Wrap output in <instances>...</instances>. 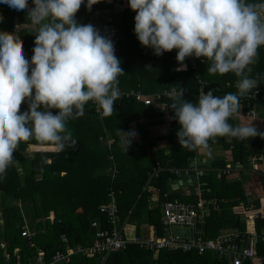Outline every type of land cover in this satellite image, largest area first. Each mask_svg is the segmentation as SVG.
Returning <instances> with one entry per match:
<instances>
[{
    "label": "trees",
    "instance_id": "obj_1",
    "mask_svg": "<svg viewBox=\"0 0 264 264\" xmlns=\"http://www.w3.org/2000/svg\"><path fill=\"white\" fill-rule=\"evenodd\" d=\"M112 3L113 5L109 4L108 0H98L90 10L82 4L75 14V19L81 24H87L96 12L116 7L112 10L111 22L101 31L107 27L117 30L114 37H109L114 43L115 55L120 59V66L124 71L117 77L121 96L115 101L113 110L119 118V123L109 122L108 116L101 117L95 103L89 101L85 104L83 116L70 118L66 122L67 130L76 140L74 147L57 152L37 151L33 158L28 159L24 155L28 145L50 144L35 139L20 142L13 154V163L7 168L3 179H0V193L15 198L19 196L18 194L31 196L32 199L39 193L42 208L40 209L41 205L38 206L36 200L34 210L37 222L30 237L21 236L23 224L17 216L7 210L3 212V224L0 226V264L17 262L33 264L34 258L40 252L38 249L43 251L44 259L48 260L55 250L59 249L64 253L66 247L86 245L94 237L91 222L98 216H104L99 210L100 207L106 206L111 199L116 202L117 197L119 220L122 222L129 209L133 213L134 207L138 205L137 198L146 185L159 190L160 204L173 199L186 200L193 204L200 199L214 200L218 210L209 204V216L204 219L205 234L209 236L216 235V230L225 226L239 231L254 230L253 232L260 237H264L261 206L256 199L252 202L246 195L243 180H227L231 174L217 180L215 174L210 172L204 177L205 185L201 196L191 192L186 198L171 191L169 185L174 177L169 169H188L191 158L195 156V150L178 144L176 131L179 126L172 118L174 110L169 107L173 101L172 98H166L163 92L182 89V99L195 102L201 82L207 83L205 92L212 89L214 95L222 96L237 91L235 84L239 77L232 72L223 75L210 74L207 72L210 62L206 58L194 56L186 57L183 61L186 65L185 70L177 71L176 49L157 56L151 48L142 46L133 30L136 13L128 6V0H116ZM32 7L31 2L25 6L26 9ZM10 19V13L0 8V21L10 24ZM3 27L0 26V30L4 29ZM23 33L24 31L20 34ZM33 47H30L31 53L27 54L26 58H31ZM250 67L252 71L249 75L259 80L257 88L260 92L256 100L241 97L240 105L243 109L248 107V110L253 109L260 113V110L264 109V46L258 49L256 62ZM136 92L150 96L149 105L144 100H136L134 96ZM158 95L161 98L156 101L155 97ZM156 104H165L169 111L171 124L166 135L168 153L154 150L146 138H143L141 144L131 142L128 153L119 151L118 161L113 148L109 150L107 145L99 140V136H103L104 129L108 128L114 143H119L121 149L118 129L129 132V123L139 119L147 120L143 124L144 129L148 125H153L151 120L163 117L160 108L152 107ZM20 110H27V104L22 102ZM51 111L55 114L57 110ZM229 122L235 125L234 117L230 118ZM145 145H148L149 153L146 152ZM209 146H221L223 150L229 151L232 166L235 163L245 165L250 155L264 154L263 144L247 141V138L239 140L216 137L209 141ZM111 154L114 155L119 167V173L115 176L107 172L114 159ZM49 211L53 212L52 219L48 218ZM253 213H258L253 222L244 223L239 218L242 214L248 216ZM151 223L160 235V216L151 219ZM61 237L64 239L61 240ZM257 246L258 255L263 257L264 240L259 239ZM101 260L100 256L91 259L75 256L70 264H100ZM104 262V264H228L225 259H219L209 252L198 255L161 250L154 259L152 251L141 249L137 245H129L124 250L109 255Z\"/></svg>",
    "mask_w": 264,
    "mask_h": 264
},
{
    "label": "clouds",
    "instance_id": "obj_2",
    "mask_svg": "<svg viewBox=\"0 0 264 264\" xmlns=\"http://www.w3.org/2000/svg\"><path fill=\"white\" fill-rule=\"evenodd\" d=\"M30 2L33 7L26 10ZM97 2L0 0V8L27 17L35 28L30 59L15 39L0 37V179L21 141L35 139L56 151L74 147L66 122L83 116L87 102L95 103L101 117L112 114L121 96L117 77L124 73L114 43L92 24L75 19L82 4L90 10ZM128 6L136 13L133 30L139 43L157 56L176 49L177 71L194 56L210 62V74L239 77L236 92L218 96L202 89L195 102L182 99V89L166 93L179 126L178 144L208 151L216 137L256 136L251 122L234 125L229 119L241 111L240 98L260 84L249 73L264 46V0H128ZM118 132L126 152L136 134Z\"/></svg>",
    "mask_w": 264,
    "mask_h": 264
},
{
    "label": "crops",
    "instance_id": "obj_3",
    "mask_svg": "<svg viewBox=\"0 0 264 264\" xmlns=\"http://www.w3.org/2000/svg\"><path fill=\"white\" fill-rule=\"evenodd\" d=\"M113 1L116 0H108V3L113 5ZM125 1V0H124ZM31 7V6H30ZM29 8V7H28ZM116 7H108V9H103L102 11L96 12L94 15H92L91 20L87 22V24H92L95 28L99 29L100 31L105 28L107 24L111 22V16H112V10ZM28 10V9H26ZM10 24L9 22H2L0 21V26H4L2 30H0V37L7 35L10 38H13L16 40V42L23 48L25 57L30 52V47L34 46V40L35 36L33 33L35 32V28L31 25L30 21L27 19V17L23 16H16L13 14H10ZM91 22V23H90ZM111 26V25H110ZM25 30H27L25 32ZM22 31H24L23 34H20ZM2 33V34H1ZM186 68V67H185ZM185 68L183 70H185ZM152 107L160 108L163 111V117L156 118L151 120L153 125H148L146 129H144L143 124L147 122L146 119H139L135 121H131L129 123V131H134L135 136L132 138L131 142L141 144V141L143 138H146L148 144H151L153 146L154 150H160L164 151V153H168V140L166 138L167 133L170 129V117H169V111L167 109V106L165 104H156ZM248 110V107L246 109L241 108V111L237 112L233 117L235 120V124L238 123H252V125L257 129L258 134L254 137L247 138V141L251 142H257L264 144V136L259 135V133L264 132V109L260 110V113L255 111L254 117H247L244 112ZM115 115L114 112L110 116H108L109 122L119 123V118ZM99 140L101 142H104L105 145L111 150L113 148L114 154L116 159L119 161V151L128 153L130 150V145L128 146L126 152L124 151V148L122 146L121 137V149H119V143L115 144L113 136L108 128L104 129L103 136H99ZM119 140V138H118ZM145 150L147 153H149L148 145H145ZM122 150V151H121ZM39 151H46V152H57L56 149L52 145H33L30 144L27 146L24 155L31 159L33 158L34 154ZM114 158V155L111 154ZM111 157V158H112ZM202 159H211L218 162H223L224 165H232L231 156L229 151L223 150L221 146H210L208 151H202V150H195V156L191 158V163L189 165V168H192L193 166L191 164H195L194 168L198 171H201L203 175L197 176L195 173L191 172L190 175L185 174L183 172L175 173L174 170H181V169H169V172L174 175V177L170 180V190L176 193H180L183 197L190 196L191 192H194L197 196H201L203 193V187L205 185L204 177L208 176L210 172H213L216 177V169L219 167H216L214 165L210 166H203L199 163ZM50 162V160H48ZM118 164H116L115 158L112 161L111 166L108 168L107 172L114 176L119 173V167H117ZM214 166V167H213ZM188 168V169H189ZM183 171V170H181ZM64 175V173L62 174ZM112 175V176H113ZM192 175H195V178L192 179ZM111 176V177H112ZM191 179V181H189ZM218 180V178L216 177ZM221 179V178H220ZM243 180V188L245 190L246 195L251 198L252 202L258 201L259 205L261 206V213L264 217V162H259L257 164V169L255 170H249L247 168L245 169H237L231 173V175L227 178V180ZM198 183V185H197ZM201 184V185H200ZM21 187V185H20ZM18 197H8L6 195H2L0 193V226L3 224V212L5 210L10 211V214H14L17 216V219L23 224L22 230L27 231L29 233V236H32L34 230L33 227L36 225L37 219L35 218V204L38 202V206L41 205L40 209L42 208L41 204V195L37 193L36 197L32 199V197H25L18 194ZM24 197V198H23ZM109 198V194H108ZM37 200V202H36ZM179 201L177 199H173L171 201ZM199 201L204 202L205 206L207 207V215H205L202 219V224H200V227L203 229L205 233V226H204V219L209 216V204L212 205V207L215 210H218V207L214 200H203L200 199ZM254 201V202H255ZM108 202V201H107ZM138 205L134 207L133 213L132 210H128L125 217L122 219V222L119 220V200L117 202L114 201V204L116 205L117 212H116V219L115 223L111 224L108 222L107 214L105 212H101L104 216H98L97 219L93 222H91V227L94 230V237L95 232L98 229L107 230L108 232H112V230H116L119 232V223L120 228L122 230L123 236L127 240H132L135 237H138L142 240H149L154 237H160L162 236V228L160 223V235L157 234V229L153 227L151 224V219L154 217L160 216L161 218V206L160 199H159V190L155 187H152L151 185H146L141 190V193L139 194V197L137 198ZM185 203H191L185 201H180ZM136 205V204H135ZM159 210L158 212L156 210ZM100 210V209H99ZM249 210V209H248ZM48 218L52 219L54 217L53 212L49 211ZM244 214L240 215L239 218L242 222H248L247 217ZM120 221V222H119ZM96 222V225H93V223ZM246 225V224H245ZM232 230L229 227H219L216 230V235L223 233L225 231ZM247 229L243 230L246 231ZM215 231V230H213ZM252 232V234L257 236V244L258 240H262L259 236V234L253 232L252 230H249ZM262 231V230H261ZM262 233V232H261ZM207 235V234H206ZM215 234L210 235V237L216 236ZM209 236V235H207ZM23 237V236H22ZM93 237V239H94ZM92 239V240H93ZM91 241H89L86 245H75L74 247H71V249L75 250L78 247L85 248L88 247L91 244ZM129 245H135V244H129ZM128 245V246H129ZM258 250V246H257ZM18 249H15V252H17ZM38 251H41L38 249ZM167 251V250H166ZM177 251V250H172ZM43 252V251H42ZM112 252L108 254L100 253L93 256H81L80 254L76 253L72 255L69 258V262L67 264L71 263V260L75 256H80L86 259L91 258H98L99 256L102 258L100 264H104L106 258L113 254L117 253ZM153 252V258H157L159 251H152ZM182 252V251H181ZM6 259V258H5ZM51 259V258H50ZM50 259L46 260L49 261ZM262 264L264 261L260 259H256L250 262H247L245 264Z\"/></svg>",
    "mask_w": 264,
    "mask_h": 264
},
{
    "label": "built area",
    "instance_id": "obj_4",
    "mask_svg": "<svg viewBox=\"0 0 264 264\" xmlns=\"http://www.w3.org/2000/svg\"><path fill=\"white\" fill-rule=\"evenodd\" d=\"M100 32L101 34L114 37L117 30L112 27H107L104 31ZM206 86V82H201L198 89L199 92L202 89L205 91ZM167 92L168 91H164L163 95L170 99L171 97L166 94ZM199 92L197 94V98L199 96ZM259 92V89L256 88V90H253L249 95L245 96L246 100H256ZM134 96L136 100H144L147 105H149L150 96H144L140 92H136ZM160 98L161 96L158 95L155 97V100L159 101ZM96 110L99 112L98 109ZM243 114L247 117H254L255 111L251 109L247 110ZM262 149L264 151V144ZM259 162H264V154L250 155L247 158L245 165L235 163L233 166L224 165L223 167L217 168L216 177L220 179L225 175L228 176L237 169L247 168L249 170H255L257 169V164ZM174 172H183L188 175L193 172L198 177L203 175L202 172L199 170L197 171L194 166L183 171L174 170ZM100 210L107 214V220L109 223H115L117 208L112 199L106 206L100 207ZM206 210L207 207L202 201L193 204L176 200H167L161 206L160 223L163 234L160 237H154L149 240H142L135 237L132 240H127L123 236L120 226L119 232L116 230L108 232L107 230L98 229L95 232L94 239L88 247H78L75 250L66 247L64 253L59 249L55 250L49 261L44 259V253L40 251L34 258L33 264H67L69 262V258L75 253L83 256H93L100 253L108 254L116 251H122L131 243L139 246L141 249L150 251L177 250L186 253H195L198 255L209 252L219 259H225L228 264H245L256 259L264 261V256L260 257L258 255L257 236L252 234L249 230H230L220 233L214 237L207 236L200 227L203 217L207 215ZM257 217L258 213H253L247 217V221L253 222ZM93 225H96V222H94ZM175 227L184 228L187 230V233L177 234L173 231ZM21 236L28 237L29 233L27 231H23ZM63 239L64 238L61 237V240ZM261 239L264 240V237ZM17 264L21 263L17 262Z\"/></svg>",
    "mask_w": 264,
    "mask_h": 264
},
{
    "label": "water",
    "instance_id": "obj_5",
    "mask_svg": "<svg viewBox=\"0 0 264 264\" xmlns=\"http://www.w3.org/2000/svg\"><path fill=\"white\" fill-rule=\"evenodd\" d=\"M200 165H203V166H210L211 164L214 165L216 167H223L224 166V163L223 162H218V161H214V160H211V159H202L201 162L199 163ZM192 166H195V164H191ZM195 178V175H192V179ZM191 181V179L189 180Z\"/></svg>",
    "mask_w": 264,
    "mask_h": 264
},
{
    "label": "rangeland",
    "instance_id": "obj_6",
    "mask_svg": "<svg viewBox=\"0 0 264 264\" xmlns=\"http://www.w3.org/2000/svg\"><path fill=\"white\" fill-rule=\"evenodd\" d=\"M167 201V200H166ZM165 202V201H164ZM163 202V203H164ZM163 203H162V205H163ZM173 231L175 232V233H177V234H186L187 233V230L186 229H184V228H177V227H175L174 229H173ZM255 263V261L254 262H252V264H254Z\"/></svg>",
    "mask_w": 264,
    "mask_h": 264
}]
</instances>
